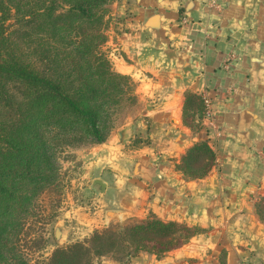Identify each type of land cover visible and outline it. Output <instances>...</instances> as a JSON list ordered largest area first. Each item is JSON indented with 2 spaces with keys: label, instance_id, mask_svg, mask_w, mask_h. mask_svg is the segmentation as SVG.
<instances>
[{
  "label": "crops",
  "instance_id": "crops-1",
  "mask_svg": "<svg viewBox=\"0 0 264 264\" xmlns=\"http://www.w3.org/2000/svg\"><path fill=\"white\" fill-rule=\"evenodd\" d=\"M113 70L137 104L87 153L104 185V225L147 220L198 232L157 257L124 264H264V0H120ZM211 102L215 128L185 97ZM129 110V109H127ZM125 111V110H124ZM206 143L214 162L191 179L186 153ZM119 264V263H110Z\"/></svg>",
  "mask_w": 264,
  "mask_h": 264
},
{
  "label": "trees",
  "instance_id": "trees-1",
  "mask_svg": "<svg viewBox=\"0 0 264 264\" xmlns=\"http://www.w3.org/2000/svg\"><path fill=\"white\" fill-rule=\"evenodd\" d=\"M103 4V0H0V264H11L5 243L14 210L53 184L57 147L105 142L112 108L123 93L122 85L130 84V78L116 73L93 44ZM14 17L34 23L33 30L41 36L39 53H24L13 40L8 22ZM84 26L92 40L87 42L82 32L77 42ZM10 87L19 88L18 98ZM190 108H196L201 118L203 100L185 97V121L191 117ZM213 162L211 149L200 143L179 167L196 179L206 175ZM263 202L264 198L259 204ZM197 232L147 220L128 225L121 233H95L85 244L60 248L48 264H93V258L113 251L125 261L141 252L160 257Z\"/></svg>",
  "mask_w": 264,
  "mask_h": 264
},
{
  "label": "rangeland",
  "instance_id": "rangeland-1",
  "mask_svg": "<svg viewBox=\"0 0 264 264\" xmlns=\"http://www.w3.org/2000/svg\"><path fill=\"white\" fill-rule=\"evenodd\" d=\"M103 1L100 11L102 20L97 31L91 33L92 36L90 29L84 26L75 38H78L77 42L81 40L82 32L87 36V42L92 40L90 36L96 38L93 44H98L99 53L111 63V44L121 31L124 14L119 10L120 0ZM60 5L61 10L66 9L65 5ZM16 18L8 22V32L12 34L13 40L18 42L22 52L28 54L34 50L39 53L37 43L41 36L33 30L34 23ZM36 66L41 68L38 63ZM122 87L119 102L112 108L109 133L115 122L123 121L125 112L138 106L131 79L130 84H123ZM10 92L16 98L19 97L18 87H10ZM93 145L96 144L83 141L57 147L53 184L45 186L29 202L19 205L10 218L5 250L11 264H48L52 254L60 248L85 244L95 233H121L128 226L118 223L107 226L102 223L105 202L101 201L98 188L92 186V179L97 175L90 172L85 164L87 153ZM258 205L259 215L264 219V202ZM125 260L122 254L113 251L106 256L93 258V264H122Z\"/></svg>",
  "mask_w": 264,
  "mask_h": 264
},
{
  "label": "built area",
  "instance_id": "built-area-1",
  "mask_svg": "<svg viewBox=\"0 0 264 264\" xmlns=\"http://www.w3.org/2000/svg\"><path fill=\"white\" fill-rule=\"evenodd\" d=\"M203 117L204 120L207 122L209 128L214 129V122L212 118V111H211V102L208 98H203Z\"/></svg>",
  "mask_w": 264,
  "mask_h": 264
},
{
  "label": "water",
  "instance_id": "water-1",
  "mask_svg": "<svg viewBox=\"0 0 264 264\" xmlns=\"http://www.w3.org/2000/svg\"><path fill=\"white\" fill-rule=\"evenodd\" d=\"M93 186H98L99 189H100V192L103 193V191H104V185H103V183L101 181H99V180L94 181L93 182ZM56 234L58 236V233H56Z\"/></svg>",
  "mask_w": 264,
  "mask_h": 264
}]
</instances>
